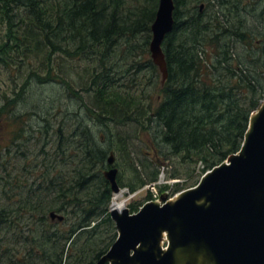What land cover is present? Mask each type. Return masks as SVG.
I'll return each mask as SVG.
<instances>
[{"label":"trees","instance_id":"16d2710c","mask_svg":"<svg viewBox=\"0 0 264 264\" xmlns=\"http://www.w3.org/2000/svg\"><path fill=\"white\" fill-rule=\"evenodd\" d=\"M174 2L175 26L162 45L168 78L161 85L145 74L158 75L148 50L158 0H0V23L7 26L0 37V79L10 77L9 89L0 92V264L100 259L117 237L103 176L110 151L122 167L119 187L134 192L155 182L165 164L175 169L171 178L194 185L239 150L249 115L264 100V34L256 47L255 34L240 20L211 26L208 1L202 12L188 8L184 18L179 7L187 0ZM257 2L239 0L244 8ZM58 53L68 57L63 65L55 63ZM65 66L74 70L76 84ZM31 81L61 83L68 100L82 97L83 84L81 92L94 99L86 112L117 129L99 138L76 121H58L52 111L60 112L46 102L36 120L37 139L46 138L37 150L29 122L38 112H18ZM127 124L137 137L149 136L158 153L149 173L128 162L131 141L121 128ZM51 212L63 214V222H52Z\"/></svg>","mask_w":264,"mask_h":264},{"label":"water","instance_id":"95a60500","mask_svg":"<svg viewBox=\"0 0 264 264\" xmlns=\"http://www.w3.org/2000/svg\"><path fill=\"white\" fill-rule=\"evenodd\" d=\"M174 9L173 0H159L151 26L150 52L162 82L168 70L161 45L173 29ZM256 113L245 134L242 153L215 167L173 203L160 206L150 202L133 215L127 210H112L118 238L97 264H171V253L159 249V229L173 235V223L182 228L175 240L177 245L203 243L216 264H264V104ZM108 162L114 163L112 153ZM104 176L117 193V169L105 171ZM201 199L203 203L199 204ZM50 217L63 220L54 212ZM141 244L145 250H137Z\"/></svg>","mask_w":264,"mask_h":264},{"label":"rangeland","instance_id":"374dc122","mask_svg":"<svg viewBox=\"0 0 264 264\" xmlns=\"http://www.w3.org/2000/svg\"><path fill=\"white\" fill-rule=\"evenodd\" d=\"M202 1H204V0H187V3H185L179 7L180 16H182L184 18L186 15H188V8H190V7L192 8V6H195V7L198 6L199 7V5ZM206 1H208L210 4V5L208 4L209 8H207L206 11L208 14H210L209 17L207 18V22H209L211 24V26L216 27V23H217V21H219V22H222L221 23L222 26L227 27V26H229L228 22H230L231 24H234V20H237V21L240 20L242 22L244 31L252 32V34H255L256 37L262 38L261 35L264 34V0H258V2L251 8H250V6L248 8L242 7L241 4L239 3V0H206ZM236 5H238L240 7L239 8L240 12H238V13L235 12V6ZM250 5H252V4H250ZM194 9L193 10L191 9V11H193V13H196L197 10L195 9L196 10L195 11ZM254 11L259 12V13H255ZM21 12H24L23 8L21 9ZM234 14L237 16H234ZM21 15L23 17H25L27 15V13H22ZM223 17H228V20L226 18H223ZM224 21H226V24ZM248 23H250V24H248ZM6 29H7L6 23H0V37L3 33H5ZM54 57L56 59V62L55 61L54 62L58 65L59 64L63 65L65 63V61L68 59V57H66L64 54H60V53L56 54ZM64 70H66V72H69V74L74 79L73 80L74 83L76 84L77 76H76L74 70L70 69L67 66L64 67ZM151 73H152L151 71L145 73L146 77L151 80V83L160 84L161 76H160L159 72H158V75H156V74L152 75ZM147 78H146V81H147ZM9 85H10V77L6 74L1 76L0 92L5 91V90L7 91L9 89ZM28 87H29V90H28V94H27V96H28L27 103L24 102L22 97L20 99H18V101H19L18 102V112L24 113L26 111H32V110L38 112L37 116H32L33 121L29 122V124L33 128V131L29 132V134H31V138H29V139H31L30 140L31 144H33L35 141L36 142L38 140L40 141L39 145H37V146L33 145L34 147L37 148V150L40 149V146L42 143L44 144L45 138H46L43 135L39 139H37V137H39L40 135L37 133L38 132L37 130L39 127V122L38 121L36 122L37 119H40V115H41L42 110H43V105L46 102H49V105L56 107L57 111L60 112V113H57L55 109L52 111V114H54V113L56 114L58 121L59 120L63 121V122H65V121L66 122L76 121L82 127L89 128L92 131V133L97 135V136L99 134L103 135L102 133H104L105 131L107 132L108 128L112 127L113 129H117L116 124H113V123L109 124L108 127H106L105 125L99 124L95 119H92V117H90L88 112H86L85 105L88 104L90 106L91 103L93 104L94 99H93V96L89 95V93H86L85 91L81 92V89L84 88L83 84H81V88L79 90V93L82 95L83 100H82V97L80 99H75V100L74 99L73 100L65 99L66 98V91H65L64 86L61 83L42 86L41 83H39L37 81H31V83H29ZM52 100H55V101L50 102ZM65 103H66V107H65ZM62 106H63V108H61ZM62 116L65 118H61ZM125 126H122L121 128H122V130H124V132L126 134L129 132V138H130L129 141H131V142H129V144L131 146V149H129V150H131V151L128 155V157H129L128 162L129 163L132 162L134 164V166L137 168L144 169V172H146V173L151 172L153 169V162H154L153 158L158 155L157 152L154 153L151 151V148L153 147V144L151 143V138L149 136H146L145 134H141L140 135L141 137H137V132H136L135 128L133 127V125L130 124V126H129V124H127ZM126 129H128V130H126ZM100 135H99V138H101ZM101 140H102V142L100 141V143L102 144L103 147H107V148L110 147L109 146L110 142L108 141V138H107L106 142L103 141L104 140L103 138ZM109 154H110V152H108L107 158H108ZM114 155H115V157H117L115 153H114ZM147 156H149V157L151 156L150 159ZM145 158H147V159H145ZM144 160H145V162H144ZM118 162H119V158H116V164ZM147 162L151 165H147L146 164ZM158 162L161 163V161H158ZM146 165H147V168H146ZM116 167L119 169V172H120L122 167L121 166L119 167L117 165H116ZM174 170L175 169L172 166H168V167L164 168L163 172H161L160 177H159L160 186L158 185V187L150 188V190L152 191V194L154 195V197H153L154 200L164 201L166 199H174V197L178 193H180V191H181L180 190V191L176 192L174 190L173 184L175 182L180 181L179 184L182 185V187H181L182 190L186 189L187 187H190L191 183L187 182L186 178H179V179H175L176 181H169L166 184L167 187L163 188L164 183H166L165 177H167L168 175H171V173ZM164 180H165V182H164ZM148 192H150V191L145 186L138 189L134 193H129L128 188L125 187L122 190H120L119 193L112 195L113 198L111 200L110 207L113 208V205L116 204V205H122L124 209L125 208L129 209L130 207L138 208V207H140V205L142 203L145 202V199H146ZM162 241H163V243H162ZM161 243H162L161 244L162 246H166V242H164V239L161 240ZM159 249H161V248L159 247ZM115 263L116 262H114V261H109V263H107V264H115ZM131 264H136V263L132 262Z\"/></svg>","mask_w":264,"mask_h":264},{"label":"bare ground","instance_id":"6f19581e","mask_svg":"<svg viewBox=\"0 0 264 264\" xmlns=\"http://www.w3.org/2000/svg\"><path fill=\"white\" fill-rule=\"evenodd\" d=\"M215 4V3H214ZM217 5V4H216ZM236 10V9H235ZM236 12V11H235ZM240 12V11H239ZM252 12V11H251ZM255 12V11H254ZM248 13V12H247ZM259 13V12H255ZM219 14V13H218ZM242 14V13H241ZM252 15V14H251ZM257 15V14H256ZM234 16H237L234 14ZM243 16V15H242ZM241 16V17H242ZM262 16V15H261ZM220 17V16H219ZM222 17V16H221ZM244 17V16H243ZM249 17V16H248ZM255 17V16H254ZM246 18V17H245ZM222 19V18H221ZM224 20V19H223ZM228 20V19H227ZM250 21V20H249ZM253 21V20H252ZM226 24V21H224ZM258 22V21H257ZM222 23V22H221ZM230 23V22H229ZM247 23V22H246ZM231 24V23H230ZM250 24V23H248ZM246 25V24H245ZM231 26V25H229ZM194 39V38H193ZM84 91V90H83ZM82 91V92H83ZM73 97V96H72ZM257 117V113H253L251 116V122L252 123ZM130 126V125H129ZM126 127V126H125ZM251 129V126H250ZM249 129V130H250ZM128 130V129H126ZM119 136V135H117ZM242 151L240 152V154ZM183 194V193H182ZM180 194L179 196H181ZM156 204H159L158 201L155 202ZM199 204L203 203V199L198 201ZM113 209H115L117 212H121L123 209L122 205H113ZM174 234H169L168 230L165 228L159 229V236L160 237H166L168 241V246L162 249V252L169 251L172 255L171 264H216L214 257L210 253L208 247L203 243H196V242H189L187 244L183 245H177L175 240L177 238V235L179 234V231H182V228L174 224ZM159 237V238H160ZM157 237V240L159 239ZM137 250H145L142 249V244L137 247Z\"/></svg>","mask_w":264,"mask_h":264}]
</instances>
